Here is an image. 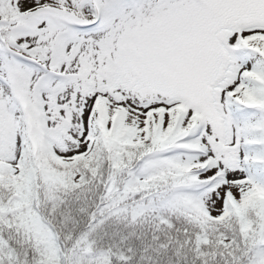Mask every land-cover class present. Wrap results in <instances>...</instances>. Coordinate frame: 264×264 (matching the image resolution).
<instances>
[{
  "label": "snow or ice",
  "instance_id": "obj_1",
  "mask_svg": "<svg viewBox=\"0 0 264 264\" xmlns=\"http://www.w3.org/2000/svg\"><path fill=\"white\" fill-rule=\"evenodd\" d=\"M0 264H264V0H0Z\"/></svg>",
  "mask_w": 264,
  "mask_h": 264
}]
</instances>
